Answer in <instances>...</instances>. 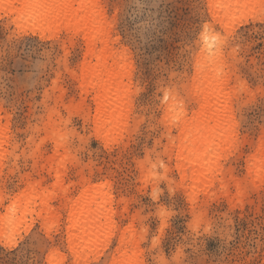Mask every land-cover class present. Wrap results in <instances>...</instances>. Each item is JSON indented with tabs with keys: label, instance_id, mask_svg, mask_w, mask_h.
I'll list each match as a JSON object with an SVG mask.
<instances>
[{
	"label": "rangeland",
	"instance_id": "1",
	"mask_svg": "<svg viewBox=\"0 0 264 264\" xmlns=\"http://www.w3.org/2000/svg\"><path fill=\"white\" fill-rule=\"evenodd\" d=\"M223 2L0 5V264H264V0Z\"/></svg>",
	"mask_w": 264,
	"mask_h": 264
},
{
	"label": "bare ground",
	"instance_id": "2",
	"mask_svg": "<svg viewBox=\"0 0 264 264\" xmlns=\"http://www.w3.org/2000/svg\"><path fill=\"white\" fill-rule=\"evenodd\" d=\"M59 0H0V5H5L9 9L11 13H14L16 17L14 21L24 22L37 25V26H44L51 22L53 19V10L56 8L57 3ZM260 0H224L222 6L225 13L227 15H234L240 11H243L247 8L253 7L258 4ZM18 6L28 7V12L26 15H22L19 13ZM22 9V8H19ZM96 41L90 42V54L91 57L94 56L93 49L95 47ZM99 63V62H98ZM97 63V64H98ZM220 82V84H226L228 82L227 78H219L213 75L210 72H203L199 77V83L201 85H205L206 88L215 85L216 83ZM94 90H96L97 94L106 93L109 88V81L104 80L94 84ZM221 113L215 112L209 118L210 122H218L221 120ZM194 163L193 160H189V164L192 166ZM16 245V242H5L2 243L3 247L12 248Z\"/></svg>",
	"mask_w": 264,
	"mask_h": 264
},
{
	"label": "snow or ice",
	"instance_id": "3",
	"mask_svg": "<svg viewBox=\"0 0 264 264\" xmlns=\"http://www.w3.org/2000/svg\"><path fill=\"white\" fill-rule=\"evenodd\" d=\"M203 27H207V25H203ZM41 39L43 40L44 39V37H41ZM155 196H156V193L154 192L153 193V198L155 199ZM161 214L163 215L164 214V212H163V210H161ZM54 224H49V223H47V228L48 229H52V228H54ZM40 233H36L35 234V237H30V239H32V241H33V247H35V246H37V244H39V245H41V246H45V247H48V246H51L50 244H49V242L46 240V239H41L40 238ZM21 239V237H16V240L17 241H19ZM25 243H27V241H25ZM51 247H53V246H51ZM53 248H55V247H53ZM55 255V252H53V253H51L50 254V258H51V256H54Z\"/></svg>",
	"mask_w": 264,
	"mask_h": 264
}]
</instances>
